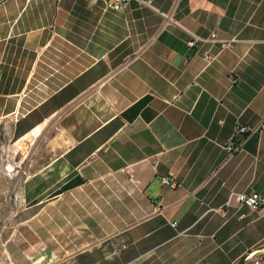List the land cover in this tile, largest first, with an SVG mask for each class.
<instances>
[{
	"label": "crops",
	"instance_id": "crops-1",
	"mask_svg": "<svg viewBox=\"0 0 264 264\" xmlns=\"http://www.w3.org/2000/svg\"><path fill=\"white\" fill-rule=\"evenodd\" d=\"M115 1L0 0L3 117L71 139L33 160L0 264H264V206L230 198H264V130L223 147L264 119V0Z\"/></svg>",
	"mask_w": 264,
	"mask_h": 264
},
{
	"label": "rangeland",
	"instance_id": "rangeland-1",
	"mask_svg": "<svg viewBox=\"0 0 264 264\" xmlns=\"http://www.w3.org/2000/svg\"><path fill=\"white\" fill-rule=\"evenodd\" d=\"M11 89V88H10ZM13 89V88H12ZM19 89V88H15ZM5 87L0 88V232L3 226L9 222L15 209L19 208L20 200L17 195L22 191V180L29 171L38 168L33 160L43 161L53 157V137L58 133V129L53 125V119H49L41 132L37 130L31 138L18 142L14 120L10 117H3L11 108V103L7 102L3 96ZM70 89L64 91L56 102L62 101L70 94ZM72 94V93H71ZM70 94V95H71ZM36 102L30 101L25 104L26 108H31ZM49 107V106H48ZM45 107L43 111L46 110ZM66 112V109L65 111ZM64 114V113H63ZM37 118V114L23 120L19 128H26L31 121ZM5 230V229H4ZM1 246V243H0ZM1 257V254H0ZM245 264H252L251 260H246Z\"/></svg>",
	"mask_w": 264,
	"mask_h": 264
},
{
	"label": "built area",
	"instance_id": "built-area-1",
	"mask_svg": "<svg viewBox=\"0 0 264 264\" xmlns=\"http://www.w3.org/2000/svg\"><path fill=\"white\" fill-rule=\"evenodd\" d=\"M62 0H55L56 3H60ZM129 0H116L113 3H108V8L113 10L124 9ZM144 5L151 6L152 0H140ZM219 42L222 49H230L233 47L235 39L230 40H220L216 37L215 34H211L209 37H201L195 34H190V39L186 42L188 48H194L199 43H215ZM208 58V56H206ZM1 77V70H0ZM255 130H264V119L259 122L255 128H249L244 125L237 124L234 128L232 136L225 142L224 149L229 154H235L242 150L244 142L247 136ZM161 183L171 189H176L179 186V183L176 179L168 176L161 177ZM235 196L236 199L243 205L249 207L252 210H258L264 206V198L258 193L253 194H230V198ZM176 222L171 224L172 227L176 226ZM247 260H251L252 264H261L260 259H254V254H250Z\"/></svg>",
	"mask_w": 264,
	"mask_h": 264
},
{
	"label": "water",
	"instance_id": "water-1",
	"mask_svg": "<svg viewBox=\"0 0 264 264\" xmlns=\"http://www.w3.org/2000/svg\"><path fill=\"white\" fill-rule=\"evenodd\" d=\"M51 143L53 147L59 146L61 149H65L71 145V139L69 138L68 134L65 131H59L58 133L55 134ZM250 254H253V252L245 254L238 264H244Z\"/></svg>",
	"mask_w": 264,
	"mask_h": 264
},
{
	"label": "trees",
	"instance_id": "trees-1",
	"mask_svg": "<svg viewBox=\"0 0 264 264\" xmlns=\"http://www.w3.org/2000/svg\"><path fill=\"white\" fill-rule=\"evenodd\" d=\"M242 258H243V256H241V257L239 258V260H238L237 264L239 263V261H240Z\"/></svg>",
	"mask_w": 264,
	"mask_h": 264
}]
</instances>
